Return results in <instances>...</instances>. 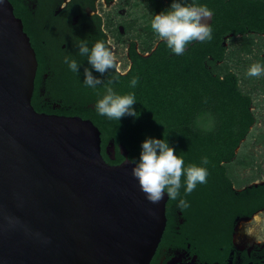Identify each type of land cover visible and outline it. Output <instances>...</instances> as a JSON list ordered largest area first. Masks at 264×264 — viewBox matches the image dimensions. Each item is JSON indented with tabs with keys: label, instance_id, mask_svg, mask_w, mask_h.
<instances>
[{
	"label": "water",
	"instance_id": "water-1",
	"mask_svg": "<svg viewBox=\"0 0 264 264\" xmlns=\"http://www.w3.org/2000/svg\"><path fill=\"white\" fill-rule=\"evenodd\" d=\"M38 67L23 19L0 0V264H150L167 194L150 203L125 145L110 163L92 119L38 111Z\"/></svg>",
	"mask_w": 264,
	"mask_h": 264
},
{
	"label": "trees",
	"instance_id": "trees-1",
	"mask_svg": "<svg viewBox=\"0 0 264 264\" xmlns=\"http://www.w3.org/2000/svg\"><path fill=\"white\" fill-rule=\"evenodd\" d=\"M11 1L15 13L25 17V7L21 1ZM157 2L155 12L160 13L170 9L172 0ZM184 2L206 5L213 12L210 41H195L179 56L172 53L163 41H159L149 55L133 50L128 72L121 73L116 69L104 76L91 69L87 57L79 53H57L52 57L57 85L51 87L50 92L61 101L55 113L81 115L92 119L100 128L103 154L110 163H120L125 159L121 153V143L127 148L129 158L138 159L145 139H167L175 153L183 156L185 166L196 164L208 170L207 183L198 184L186 196H194L198 209L210 212L214 220L225 218L230 221L243 206L250 205L249 212L264 206V184L241 192L233 188L234 183H241L237 168L249 164L236 154V149L249 134L257 117L250 108L252 96L240 85L246 79L245 73L239 75V72L232 70L231 60L237 53L236 48L225 45V37L232 34L231 39H241V49L251 52L254 37L250 30L264 32V0ZM156 36L151 28L149 41ZM66 56L78 62V74L64 63ZM37 57L40 65L32 103L38 111H42L36 98L39 78L47 69V59L45 53H37ZM238 62H242L241 57L237 58ZM84 68H89L105 84L109 79L116 78L112 87L117 94L135 93L136 103L133 107L138 117L125 116L116 121L100 116L95 104L105 94V84L98 85L96 89L85 86ZM133 77H139L135 88L129 86ZM111 140L117 146L115 160L106 151ZM202 157L208 158L207 165L201 163ZM180 193L185 195L184 187Z\"/></svg>",
	"mask_w": 264,
	"mask_h": 264
},
{
	"label": "flooded vegetation",
	"instance_id": "flooded-vegetation-1",
	"mask_svg": "<svg viewBox=\"0 0 264 264\" xmlns=\"http://www.w3.org/2000/svg\"><path fill=\"white\" fill-rule=\"evenodd\" d=\"M20 1L26 14L25 17L16 15L23 19L25 30L30 35L36 52L45 53L47 59V69L39 78L36 98L41 112L55 113L61 106V101L55 99L50 92V88L57 85L52 61L55 54L79 53L80 40H86L89 48L98 40H111L114 53L125 51L130 59L133 50L143 53L140 45L143 48L147 46L148 25L144 21L139 23L138 18L127 16L128 8L136 6V0ZM250 32L264 36V32ZM131 34L137 35L133 38ZM230 36L232 34L226 35L228 38ZM225 42V45L231 46V42ZM158 43L159 41L150 53ZM118 48L120 50L117 52ZM250 108L253 111L252 105ZM242 142L237 147L240 151H236V154L249 164L241 167L246 172L239 178L243 184L239 187L236 183L233 184L238 192L264 184V172L259 173L262 169L259 159L264 160V155L242 147ZM112 155L114 156H110L111 159L115 160L116 145ZM246 170L251 173L247 174ZM180 199H185L189 207L181 210L178 207ZM250 207L243 206L230 221L225 218L214 220L210 212H201L198 209L192 195L180 193L177 200L168 199L166 228L150 264H264V244L243 243L237 234L238 225L264 211V206H261L249 212Z\"/></svg>",
	"mask_w": 264,
	"mask_h": 264
},
{
	"label": "clouds",
	"instance_id": "clouds-1",
	"mask_svg": "<svg viewBox=\"0 0 264 264\" xmlns=\"http://www.w3.org/2000/svg\"><path fill=\"white\" fill-rule=\"evenodd\" d=\"M212 11L206 5L185 3L184 0H172L170 9L155 14L151 20V28L160 41L175 55H183L186 47L195 42L201 43L212 39V28L207 22ZM111 40L96 41L89 48L86 40H80L78 51L80 56L87 57V63L95 72L104 76L110 70L118 68V60L113 51ZM64 63L74 73H79V64L70 57L64 58ZM249 77L264 76V65L253 63L247 73ZM116 78L107 83L94 76L89 68H84V84L96 89L105 84V94L95 104L100 116L109 120L120 121L125 116L138 117L134 110L136 103L135 93L117 94L112 85ZM139 77H133L130 87L135 88ZM133 164L132 176L138 181L140 190L152 204H158L165 193L171 200H177L180 189L184 187L185 195L191 194L198 184H206L209 175L206 167L188 164L185 166L183 156L177 155L170 147L167 139L147 138L142 142L138 159H128ZM201 163L207 165L209 160L202 157ZM178 207L183 210L189 207L185 199H180ZM244 234L253 238L256 243L264 244V213L254 215L250 221L241 225Z\"/></svg>",
	"mask_w": 264,
	"mask_h": 264
},
{
	"label": "rangeland",
	"instance_id": "rangeland-1",
	"mask_svg": "<svg viewBox=\"0 0 264 264\" xmlns=\"http://www.w3.org/2000/svg\"><path fill=\"white\" fill-rule=\"evenodd\" d=\"M124 1L125 0H120ZM133 1V0H131ZM158 8V2L157 0H136V6L128 8V17H131L132 19L138 18L139 23H142L143 21L148 25V40H147V46L143 48V46L140 45V50L143 52L141 54L143 55H149L150 52L155 47L156 43L160 41L158 37H154L152 41H149V33L151 32V20L155 14H158L159 12H155V9ZM127 10V9H126ZM146 15V16H145ZM143 17V18H142ZM137 34H131L133 38L136 37ZM254 37V44L252 45V51H245L241 49V39L236 40L238 38L231 39L226 37L228 40L225 39V41L232 42L231 45L233 48H236V55H233L234 58H232V66L235 71H238L242 75L245 73L246 79H243L241 83V88L245 91L250 93L252 96V109L254 114L257 117L256 123L251 126L249 134L245 138V140L242 142L243 146L247 148L250 151H256L262 155H264V89H262V86H264V76H261L259 78L257 77H249L246 73L249 69V67L253 63H260L262 64V58L264 55V36L260 35L258 33H253ZM227 43V42H225ZM232 47L230 48V50ZM120 49L118 48L116 51L118 52ZM150 50V51H147ZM125 51H122V53H115L117 60H118V68L122 73H126L130 66H131V59L129 57L128 53H124ZM249 52V53H248ZM241 57L242 62L237 63V58ZM239 64V65H238ZM237 152L240 151V148L236 150ZM264 157V156H263ZM236 160V158L234 159ZM261 162L260 171L264 172V160L261 158L259 159ZM247 174L251 173L250 170H246ZM249 172V173H248ZM244 169H241V167L237 168V177L241 179V177L245 174ZM264 174V173H263ZM242 183L236 182L237 187L241 186ZM260 213H264L260 212ZM258 214V213H256ZM255 214V215H256ZM250 219H246L244 223H241L238 225L237 234L238 237L241 238L243 243H255V240L253 238L248 237L244 234V231L241 227V225L247 223L250 221Z\"/></svg>",
	"mask_w": 264,
	"mask_h": 264
}]
</instances>
